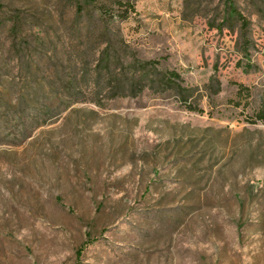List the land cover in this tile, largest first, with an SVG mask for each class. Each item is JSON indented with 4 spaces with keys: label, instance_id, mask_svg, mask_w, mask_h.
<instances>
[{
    "label": "rangeland",
    "instance_id": "1",
    "mask_svg": "<svg viewBox=\"0 0 264 264\" xmlns=\"http://www.w3.org/2000/svg\"><path fill=\"white\" fill-rule=\"evenodd\" d=\"M122 1L127 18L114 0H80L78 18V0H0L8 104L28 63L69 74L109 34L126 63L160 61L138 96L75 103L24 140L0 110V136L21 140L0 146V264H264V122L250 121L264 103V0ZM169 70L202 111L157 83Z\"/></svg>",
    "mask_w": 264,
    "mask_h": 264
},
{
    "label": "trees",
    "instance_id": "2",
    "mask_svg": "<svg viewBox=\"0 0 264 264\" xmlns=\"http://www.w3.org/2000/svg\"><path fill=\"white\" fill-rule=\"evenodd\" d=\"M92 2L95 0H86ZM113 1V0H112ZM120 6H127L125 11L119 15L121 18H127L128 11L134 6L123 2L122 0H114ZM78 16L82 15L83 7L80 0L77 2ZM108 5H100L103 9L97 14L96 22L105 25L106 33H110L109 26L114 19L113 14L109 13ZM237 18L242 22V26L247 28L249 22L246 17L237 10H233ZM94 17V16H92ZM97 26L95 30H90L89 36L99 29ZM112 32V31H111ZM109 42L99 47L98 54H92L91 61L80 60L72 61V70L69 74L55 76H40L33 72L31 63L26 65L25 75L20 81L10 82V92L13 96L11 104L5 100V96L0 94V110L12 111L15 115L16 122L15 130L18 125L21 129L16 135H22L24 140L30 137L37 128L41 125L57 121L62 113L66 111L71 105L75 103L93 102L98 105H103L105 101L123 96H138L146 87L142 84V75L148 76L153 73L159 60L147 61L143 64L136 63V61L126 63L123 59L120 47L116 46L115 37L109 34ZM134 60V59H132ZM32 61H36L32 60ZM79 65V67L77 66ZM81 65V66H80ZM158 84L167 89H176L180 92V101L186 104L188 108L202 111L196 106H191L188 102V97L185 92L188 88L182 86L183 78L180 73L175 70H169L159 74ZM248 88L243 84H238V95L241 96L243 91ZM2 91H6L3 89ZM9 91V90H7ZM4 93V92H2ZM240 102L237 104L239 105ZM252 123L257 121L264 122V103L255 112L254 119H250ZM0 126L9 125V122H1ZM0 136L1 145H17L20 139L13 138V140H6ZM78 250V255L81 254Z\"/></svg>",
    "mask_w": 264,
    "mask_h": 264
}]
</instances>
